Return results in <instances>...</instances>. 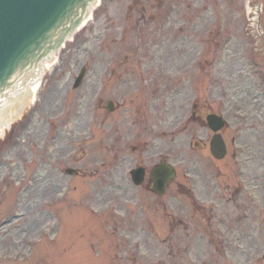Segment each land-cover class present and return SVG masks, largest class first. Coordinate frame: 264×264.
Listing matches in <instances>:
<instances>
[{
    "label": "rangeland",
    "instance_id": "1",
    "mask_svg": "<svg viewBox=\"0 0 264 264\" xmlns=\"http://www.w3.org/2000/svg\"><path fill=\"white\" fill-rule=\"evenodd\" d=\"M37 94L0 138V264H264V0H99ZM143 98L160 99L151 135L127 102ZM209 111L228 122L224 162ZM140 135L161 154L131 155ZM168 152L179 175L158 207L129 169Z\"/></svg>",
    "mask_w": 264,
    "mask_h": 264
},
{
    "label": "water",
    "instance_id": "2",
    "mask_svg": "<svg viewBox=\"0 0 264 264\" xmlns=\"http://www.w3.org/2000/svg\"><path fill=\"white\" fill-rule=\"evenodd\" d=\"M94 1L0 0V117L27 99L44 62L80 29ZM215 144L212 152L222 158L224 150Z\"/></svg>",
    "mask_w": 264,
    "mask_h": 264
},
{
    "label": "bare ground",
    "instance_id": "3",
    "mask_svg": "<svg viewBox=\"0 0 264 264\" xmlns=\"http://www.w3.org/2000/svg\"><path fill=\"white\" fill-rule=\"evenodd\" d=\"M96 6L97 4L93 5V8H95ZM57 57L58 55L53 54L52 59H47V61L44 62L42 75H45V73L53 65H55ZM39 86H41L39 80L32 83L30 85L27 99L24 100L20 105H16L11 111L0 117V137L5 136L10 130L11 126H13L14 123L18 121L19 118L26 112V110L34 103L35 98L38 95L37 91L39 90Z\"/></svg>",
    "mask_w": 264,
    "mask_h": 264
},
{
    "label": "flooded vegetation",
    "instance_id": "4",
    "mask_svg": "<svg viewBox=\"0 0 264 264\" xmlns=\"http://www.w3.org/2000/svg\"><path fill=\"white\" fill-rule=\"evenodd\" d=\"M141 93H142V92H141ZM138 107H139V108H138ZM143 107H146V104H140L139 106H137V107H136L137 112L141 113V110L143 109ZM195 107H197V106L195 105ZM118 109H119V107L117 106V107L115 108V111H114V112L116 113V112L118 111ZM115 113H114V114H115ZM132 125L136 126V123H134V124H132ZM140 144H141V142H140ZM133 150H134V151L139 150V146L134 147ZM140 165H141V164H140ZM145 189L149 190L150 192L153 190V181H152V180H150V179L146 180V182H145Z\"/></svg>",
    "mask_w": 264,
    "mask_h": 264
}]
</instances>
